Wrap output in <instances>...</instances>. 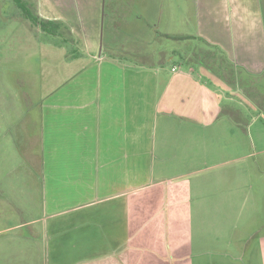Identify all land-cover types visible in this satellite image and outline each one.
Masks as SVG:
<instances>
[{"label": "crops", "instance_id": "0c3cea01", "mask_svg": "<svg viewBox=\"0 0 264 264\" xmlns=\"http://www.w3.org/2000/svg\"><path fill=\"white\" fill-rule=\"evenodd\" d=\"M101 2L39 0V17L64 22L85 47L69 59L66 48L47 41L44 57L46 218L58 219L46 241L52 239L54 255L64 245L77 255L71 263L55 255V264H264L263 207L242 183L249 170L234 166L241 122L223 106L234 102L225 93H239L236 77H264V0H184L173 9L194 26V34L179 36L215 51L211 61L221 72L198 69L213 87L207 94L222 97L212 119L219 117L223 131L210 152L219 160L186 169L168 157L176 153L173 137L158 145L156 66L132 68L112 51L98 52ZM180 57L186 64L191 56ZM180 72V63L171 67ZM186 140L187 152L195 145ZM25 237L30 245L33 231Z\"/></svg>", "mask_w": 264, "mask_h": 264}, {"label": "rangeland", "instance_id": "374dc122", "mask_svg": "<svg viewBox=\"0 0 264 264\" xmlns=\"http://www.w3.org/2000/svg\"><path fill=\"white\" fill-rule=\"evenodd\" d=\"M26 2L39 16V0ZM183 3L184 0H102L98 52L104 55L112 51L132 68L156 66L160 74L158 145L169 144L161 141L164 135L173 137L176 153L168 157L174 167L186 169L198 163L216 164L219 159L210 152L223 129L221 123L216 124L219 117L212 119L215 105L222 101L221 94H207L213 87L198 72L205 68L221 74L211 61L216 52L202 43L179 39L181 31L195 33L191 22L184 19L186 15L173 11H179ZM166 33L175 39L162 38ZM71 34L75 43L70 46L84 52L82 40L74 32ZM45 36L24 20L12 0H0V264H55L52 239L50 243L46 241L58 219L46 218L42 124L48 83V59L44 57L51 39ZM188 53L191 67L182 64L180 57ZM178 63L182 72L171 73V67ZM190 68L196 72L191 74ZM188 75L195 81L192 88ZM236 78L239 93H225L226 98L233 95L234 102L223 103L224 109L236 110L241 122V160L234 166H239L241 172L249 170L242 183L247 190L250 186L258 208L263 207L258 222L264 224V77ZM185 139L195 145L187 152L183 151ZM64 215L59 219L63 220ZM32 221V226H26ZM29 231L34 235L30 245L25 237ZM69 236L65 233L61 241L67 244ZM70 250L64 245L56 256L71 263L77 255Z\"/></svg>", "mask_w": 264, "mask_h": 264}, {"label": "trees", "instance_id": "16d2710c", "mask_svg": "<svg viewBox=\"0 0 264 264\" xmlns=\"http://www.w3.org/2000/svg\"><path fill=\"white\" fill-rule=\"evenodd\" d=\"M20 13L23 15L24 20L28 21L33 27L37 28L42 34L46 35L51 44L56 47L66 48L68 51L69 59H78L81 57V54L77 49L72 48L70 45L75 43V39L71 34L70 28L62 21L59 20H48L42 19L35 11L30 9L26 0H12ZM175 39L173 37H170ZM181 40H189L188 38H179ZM185 60V59H184ZM186 64L192 63V60L189 59L185 61ZM246 132V130H244Z\"/></svg>", "mask_w": 264, "mask_h": 264}, {"label": "built area", "instance_id": "2783aa9c", "mask_svg": "<svg viewBox=\"0 0 264 264\" xmlns=\"http://www.w3.org/2000/svg\"><path fill=\"white\" fill-rule=\"evenodd\" d=\"M177 70H179V69H177V68H174V69H173V72H175V71H177Z\"/></svg>", "mask_w": 264, "mask_h": 264}]
</instances>
